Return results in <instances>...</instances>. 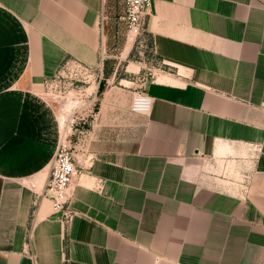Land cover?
I'll list each match as a JSON object with an SVG mask.
<instances>
[{
  "label": "crops",
  "instance_id": "1",
  "mask_svg": "<svg viewBox=\"0 0 264 264\" xmlns=\"http://www.w3.org/2000/svg\"><path fill=\"white\" fill-rule=\"evenodd\" d=\"M124 15L0 0V264H264V0H153L139 61ZM71 60L105 83L75 132L67 224L45 196L61 133L37 88Z\"/></svg>",
  "mask_w": 264,
  "mask_h": 264
},
{
  "label": "rangeland",
  "instance_id": "2",
  "mask_svg": "<svg viewBox=\"0 0 264 264\" xmlns=\"http://www.w3.org/2000/svg\"><path fill=\"white\" fill-rule=\"evenodd\" d=\"M124 44L128 48L131 47V55H135L136 61L147 57V54L143 53L144 47L142 46L144 44L134 34L128 32L127 36L124 37ZM143 66L146 72L154 74L150 62L143 64ZM124 71V68L120 70V72ZM103 83H105V79L102 72L95 74V72L89 71L84 73L64 67L57 76L47 80L43 86L37 88L39 95L53 106L58 118L63 116V123L60 124L61 119H59L61 145L67 146L73 153L77 152L75 147L78 146V141H75V132L79 130L81 120L84 118L88 120L90 112L95 110L94 92L97 87L103 86ZM74 121L76 123L71 129ZM88 123L89 120L85 123L86 126Z\"/></svg>",
  "mask_w": 264,
  "mask_h": 264
},
{
  "label": "built area",
  "instance_id": "3",
  "mask_svg": "<svg viewBox=\"0 0 264 264\" xmlns=\"http://www.w3.org/2000/svg\"><path fill=\"white\" fill-rule=\"evenodd\" d=\"M123 2L125 6L123 20L128 27V32L134 34L144 44L146 18L153 0H123ZM64 67L73 68L84 73L89 71L95 72V74L98 73L96 70L85 66L77 60L67 62ZM152 103L151 97L139 93L132 100L131 110L135 113L147 114L151 109ZM75 123L76 121L72 123L71 129ZM79 174L80 171L74 153L67 146L60 144L51 162V174L47 183L45 196L51 200L53 210L63 215V219L67 224H70L75 217V211L71 207V201L74 196L73 184Z\"/></svg>",
  "mask_w": 264,
  "mask_h": 264
},
{
  "label": "bare ground",
  "instance_id": "4",
  "mask_svg": "<svg viewBox=\"0 0 264 264\" xmlns=\"http://www.w3.org/2000/svg\"><path fill=\"white\" fill-rule=\"evenodd\" d=\"M129 43L132 44L131 42H129ZM59 119H61L60 124L63 123V120H64L63 116H61V118H59Z\"/></svg>",
  "mask_w": 264,
  "mask_h": 264
}]
</instances>
